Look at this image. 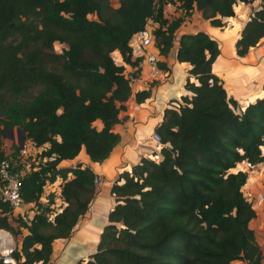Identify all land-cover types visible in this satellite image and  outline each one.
Returning a JSON list of instances; mask_svg holds the SVG:
<instances>
[{"label": "trees", "instance_id": "1", "mask_svg": "<svg viewBox=\"0 0 264 264\" xmlns=\"http://www.w3.org/2000/svg\"><path fill=\"white\" fill-rule=\"evenodd\" d=\"M251 1L169 0L182 14L168 20L163 2L154 0H0V161L8 158L4 130L21 129L23 141L40 148L18 186L33 213L18 210L12 218L22 206L0 200V229L22 230L9 253L13 264H50L52 244L69 238L85 215L95 175L86 166L58 165L81 148L99 163L119 141L112 128L136 72L126 74L124 65L139 62L131 59L132 35L154 22V46L166 56L194 8L221 27L236 3ZM263 37L260 0L238 30L235 54L243 56ZM54 43L65 49L56 53ZM218 54L217 41L204 31L178 37L175 59L189 64L183 88L191 94L162 110L154 128L157 154L141 157L111 183L113 205L94 251L74 264H264L249 227L255 212L242 190L248 169L264 162V94L240 109L212 73ZM148 96L149 90L137 91L134 99ZM53 182L57 205L53 192L43 194Z\"/></svg>", "mask_w": 264, "mask_h": 264}, {"label": "crops", "instance_id": "2", "mask_svg": "<svg viewBox=\"0 0 264 264\" xmlns=\"http://www.w3.org/2000/svg\"><path fill=\"white\" fill-rule=\"evenodd\" d=\"M259 2L260 0H252L247 4L236 3L233 7L234 17L222 20L228 25V30L212 27L194 8L190 16L185 18L176 30L175 42L169 53L166 56L157 54V68L163 75L159 80H150L141 58L131 56V59H139V62L135 67L124 65L126 74L132 75L136 72L134 76H130V96L123 103L124 109L119 113L118 122L112 128L119 135L117 144L107 158L99 163L91 162L81 148L73 159L62 161L58 165L61 168L76 165L89 167L99 178V183L95 185V193L85 215L78 220L69 238L55 241L52 244L53 258L50 264H74L78 259H86L94 251L98 235L107 221V213L113 205V198L110 195L111 183L120 172L129 171L141 157H151L153 153L157 154L159 148L156 147L151 134L155 133L154 128L161 120L162 110L169 104L175 103L174 101L181 95L191 94L183 88L185 79L188 77L189 64L178 62L175 59L177 40L182 33L201 30L217 41L219 54L213 62L212 73L220 79L225 92L235 99L240 109L264 94L262 89L264 84V37L243 56H237L234 50L239 28L249 18L251 10L258 8ZM162 13L163 17L168 20L182 14L174 4L163 6ZM148 24L152 29H154L153 26H157L152 21ZM225 46L232 48L230 54L224 51ZM113 53L117 54V52ZM117 56L115 63L121 64L120 57L118 54ZM142 90H149V96L137 103L134 94ZM94 125L100 128L99 121H95ZM262 154L264 155V152ZM255 166L260 171L257 174L254 173V169L248 172L242 190L255 212V217L249 222V227L253 230L261 261L264 263V162ZM70 177L69 173L67 178ZM19 210L30 216L34 208L31 204H26ZM232 264H246V262L237 260Z\"/></svg>", "mask_w": 264, "mask_h": 264}, {"label": "built area", "instance_id": "3", "mask_svg": "<svg viewBox=\"0 0 264 264\" xmlns=\"http://www.w3.org/2000/svg\"><path fill=\"white\" fill-rule=\"evenodd\" d=\"M116 0H114L115 2ZM163 2V6L169 5V0H154ZM152 28L147 24L143 30L135 33L129 40L131 55L140 57L147 69V76L150 80H158L163 75L157 68V53L152 37ZM131 79H129L130 82ZM171 105H176L172 103ZM156 147L160 146L159 137L156 133L151 134ZM28 146V147H27ZM32 144L24 141L21 147L18 146V156L15 161L6 158L0 161V200L7 202L11 208L24 206L18 194L19 178L31 169V165L36 160L35 152L38 153L40 148H32ZM34 168V167H33ZM99 183V178H93V184ZM54 186L55 188H53ZM48 192L54 193V203L58 200V188L56 183L45 184L43 194ZM57 205V204H56ZM60 208H56L59 211ZM13 249L11 236L5 230L0 229V259L2 262L13 264L9 253Z\"/></svg>", "mask_w": 264, "mask_h": 264}, {"label": "rangeland", "instance_id": "4", "mask_svg": "<svg viewBox=\"0 0 264 264\" xmlns=\"http://www.w3.org/2000/svg\"><path fill=\"white\" fill-rule=\"evenodd\" d=\"M109 1H110L111 4H113V2H114V0H109ZM153 27L155 28V26H153ZM220 29H222V30H225V29L228 30L229 27H228V25H226L225 22H223V25H222V27H220ZM53 49H54V51L56 53L59 54V53H61L65 49V45L59 44V43H54ZM230 49H232V48H230V46H225L224 47V51L227 52L228 54H230ZM112 57H113L114 61H117V59H118L117 54H113L112 53ZM17 142H18V135L15 132V128H13L12 134H9V132L6 131V130L2 131V133H1V143H2L1 144V147L3 149L4 155L6 157H9L13 161H15L17 159V156H18V154L16 152L17 149H18ZM35 155H37L36 152H35ZM239 167H242V168H245L246 169L247 166L244 165V164H240ZM253 169H254V173H256V174L260 171L258 169V167L254 165V166H251L248 169V172H251V170H253ZM52 187L55 188L54 186H52ZM18 210L16 209V211H18ZM16 211L14 213H12V215H11L12 218H14V217H16L18 215V214H16ZM23 216L25 217L26 215H23ZM10 224L15 229H18V226H17V223L16 222L10 220ZM21 234H22V230H20V232L18 234H16V235H13V234L9 233V235L11 236V242H12V245L13 246H14V243H15V246H16L15 239H19V237L21 236Z\"/></svg>", "mask_w": 264, "mask_h": 264}, {"label": "water", "instance_id": "5", "mask_svg": "<svg viewBox=\"0 0 264 264\" xmlns=\"http://www.w3.org/2000/svg\"><path fill=\"white\" fill-rule=\"evenodd\" d=\"M6 131H8L9 134H12L13 129H8ZM15 132L18 135V145H19V147H21V144L23 142V135H24V133H23V131L21 129H18V128H15Z\"/></svg>", "mask_w": 264, "mask_h": 264}, {"label": "clouds", "instance_id": "6", "mask_svg": "<svg viewBox=\"0 0 264 264\" xmlns=\"http://www.w3.org/2000/svg\"><path fill=\"white\" fill-rule=\"evenodd\" d=\"M17 144H18V142H17ZM19 146V145H18Z\"/></svg>", "mask_w": 264, "mask_h": 264}]
</instances>
